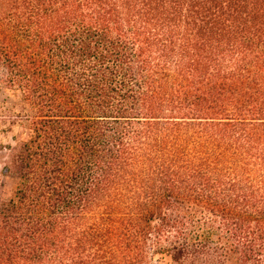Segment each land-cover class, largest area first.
<instances>
[{"label":"trees","instance_id":"16d2710c","mask_svg":"<svg viewBox=\"0 0 264 264\" xmlns=\"http://www.w3.org/2000/svg\"><path fill=\"white\" fill-rule=\"evenodd\" d=\"M0 165V264H264V0H0Z\"/></svg>","mask_w":264,"mask_h":264},{"label":"rangeland","instance_id":"374dc122","mask_svg":"<svg viewBox=\"0 0 264 264\" xmlns=\"http://www.w3.org/2000/svg\"><path fill=\"white\" fill-rule=\"evenodd\" d=\"M6 94H1V98L5 97ZM2 173V165H0V197L3 199H9L11 198L18 185V178L14 175H1ZM159 264H177L172 262L171 260H164L163 262H160Z\"/></svg>","mask_w":264,"mask_h":264}]
</instances>
